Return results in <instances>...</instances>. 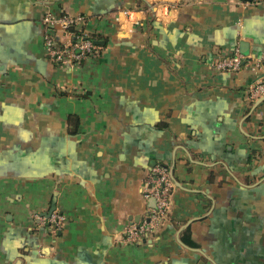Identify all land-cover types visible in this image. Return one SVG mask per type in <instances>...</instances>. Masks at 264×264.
Segmentation results:
<instances>
[{"label":"crops","instance_id":"1","mask_svg":"<svg viewBox=\"0 0 264 264\" xmlns=\"http://www.w3.org/2000/svg\"><path fill=\"white\" fill-rule=\"evenodd\" d=\"M47 14L85 18L75 31L101 43L51 60ZM236 49L259 66L215 67ZM257 83L264 4L0 0V264H264ZM157 165L171 171L170 210L125 244L154 206L144 192ZM54 198L60 226L46 217Z\"/></svg>","mask_w":264,"mask_h":264},{"label":"built area","instance_id":"2","mask_svg":"<svg viewBox=\"0 0 264 264\" xmlns=\"http://www.w3.org/2000/svg\"><path fill=\"white\" fill-rule=\"evenodd\" d=\"M244 1L245 3H251L255 6L264 4V0ZM84 22L85 18L83 17L55 18L50 14L43 17L44 46L51 60L65 64L73 61H82L93 54L96 48L95 44L82 35L74 39L69 46L63 47L59 45L51 33H49V29L60 27L65 33L67 32L74 37L69 29ZM259 64L260 61L256 60L255 62L251 55L243 54L236 49L231 55L218 59L215 62V67L220 71L233 72L239 70L243 65H249L255 68L258 67ZM248 90L251 100L256 101L260 98H264V83L252 85ZM173 190L174 186L171 180V171L169 167L165 165L153 167L150 174L149 185L144 192V197L152 199L154 206L150 209L147 219L141 224L131 223L125 226L123 230V242L125 244L138 243L143 237L153 233L159 228L170 210ZM63 220V217L57 213H52L49 218L50 223H53L55 226H60Z\"/></svg>","mask_w":264,"mask_h":264},{"label":"trees","instance_id":"3","mask_svg":"<svg viewBox=\"0 0 264 264\" xmlns=\"http://www.w3.org/2000/svg\"><path fill=\"white\" fill-rule=\"evenodd\" d=\"M69 31H71L72 33H73V35H74V37H73V41H74V39H76V38H78V37H80L81 36V34L79 33V32H77V31H75V27H71L70 29H69ZM84 38H86V39H88V40H91L92 42L94 41V38L93 37H90V36H88V35H82ZM94 43V42H93ZM186 232V231H185ZM186 235H188V233L186 232ZM181 241L184 243V244H186L187 246H189V247H194L195 246V244L193 243V242H191L189 239H188V236L187 237H181ZM135 244H138V243H135Z\"/></svg>","mask_w":264,"mask_h":264},{"label":"water","instance_id":"4","mask_svg":"<svg viewBox=\"0 0 264 264\" xmlns=\"http://www.w3.org/2000/svg\"><path fill=\"white\" fill-rule=\"evenodd\" d=\"M95 43V42H94ZM101 42H96L95 44L97 45H99ZM54 209H55V198L52 200V203H51V206H50V209H49V211H48V213L46 214V217H50V215H51V213H52V211H54Z\"/></svg>","mask_w":264,"mask_h":264}]
</instances>
